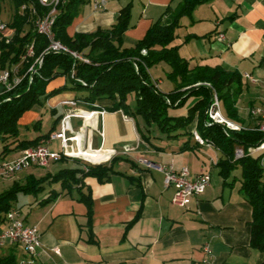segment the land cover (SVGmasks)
Segmentation results:
<instances>
[{
	"label": "crops",
	"instance_id": "obj_1",
	"mask_svg": "<svg viewBox=\"0 0 264 264\" xmlns=\"http://www.w3.org/2000/svg\"><path fill=\"white\" fill-rule=\"evenodd\" d=\"M93 1L86 0L79 7L77 16L67 27V33L73 35L110 27L115 23L119 10L130 3L131 26L122 35L123 46L129 47L145 35L168 6L174 7L181 0H109L100 10H94ZM12 13L8 1L0 2L1 21L7 24ZM2 15L5 20L1 19ZM12 34V29H5L1 36ZM220 34H223L222 39L218 38ZM186 36L191 38L185 41ZM171 44L178 46L180 56L190 66L222 65L238 71L243 85L237 100L240 121L236 123L244 127H253L257 123L258 118L250 115V109L258 107L264 110V0H210L199 4L189 16L181 18ZM162 65L167 66L164 63L155 66ZM244 73L250 78H245ZM151 80L162 92L158 88L160 82L152 77ZM67 83L64 77L63 83L56 86ZM172 84L168 93L174 89ZM77 95L79 92L73 89L62 90L47 99L44 107L63 115L69 107L62 102ZM192 100H195L193 96L187 98L188 103ZM97 103L102 107L110 105L108 100ZM123 114L131 119L124 120ZM71 122L75 127L81 124V120L76 118ZM98 128L104 135L93 133V148L117 149L119 152L113 161V169L117 173H113L108 181L101 183L92 176L85 177L83 181V190L89 188L91 194L92 241L86 226L87 207L78 200L77 192H60L46 204L39 201L47 196V188L36 196L27 194L21 197V206H24V217L21 218L26 224L37 226L40 232L37 264L261 263L262 253L250 246L251 206L235 182L223 184L216 166L220 157L218 149L197 145L192 136L183 142H173L161 135L152 140L133 115L121 109L107 110L99 117ZM188 130H196V121ZM41 134L35 132L26 139ZM52 141L56 146L54 150H59L60 141ZM187 141L186 148L181 150ZM124 146L134 149L122 153ZM15 151L9 160L20 155V149ZM87 155L92 161L104 159L100 154L98 157ZM139 157L161 165L171 163L176 171L186 167L190 177L207 171L210 184L201 195L192 198L186 209L177 207L171 202L174 188L164 186L163 173L139 163ZM65 161L72 162L69 159ZM261 163L264 167L263 161ZM34 168L39 167L27 169ZM25 170L13 177L1 178L7 182L6 189L15 180L23 181L28 174L35 177L45 175L44 172L27 173ZM56 171L48 169L46 173ZM53 186L60 191L58 184ZM14 206L18 208L16 202ZM6 225V220L0 218V231ZM204 244L209 246L210 257L203 251ZM2 249L15 253L18 261L26 256L20 244L8 243Z\"/></svg>",
	"mask_w": 264,
	"mask_h": 264
},
{
	"label": "trees",
	"instance_id": "obj_2",
	"mask_svg": "<svg viewBox=\"0 0 264 264\" xmlns=\"http://www.w3.org/2000/svg\"><path fill=\"white\" fill-rule=\"evenodd\" d=\"M8 1L13 13L7 27L13 30L10 37H0V70L10 69L19 64L21 80L9 91L0 84V156L3 158L12 150H21L36 145L40 139L46 138L55 128L62 115H57L46 133L34 138L19 137L18 119L23 112L34 105L44 106L47 99L65 89L79 92L75 96L78 102L93 103L108 100L107 110H123L127 114L142 116L147 125L155 124L168 137L180 134L192 136L188 127L196 121V131L205 140L210 141L220 152L216 163L218 174L223 184L231 185L239 181V190L251 206L250 246L262 253L264 264V167L261 155L245 154L235 157L237 148L245 152L248 147L257 146L264 140V133L245 127L230 130L223 125L213 123L205 126L208 119L206 111L215 91L221 102V111L228 119L239 122L237 100L242 90V76L236 70H229L222 65L190 66L178 52V46L172 45L176 37V29L183 16H189L199 4L210 0H181L176 6H168L163 14L147 29L145 35L133 46L125 47L122 35L130 24L131 4L119 10L116 21L110 27H99L91 32L67 33V27L77 16L79 7L86 0H61L56 6V15L52 25L54 38L62 42L68 49L76 51L87 58L82 61L64 52H44L48 45L45 35L37 32L35 21L50 10L39 0H0ZM26 26L28 28H26ZM6 38H8L6 40ZM185 37V41L190 39ZM34 54L23 57L29 45ZM145 51V54L142 51ZM42 54V64L37 73L27 72L34 59ZM168 66L167 77L174 83L170 93L159 92L151 81L149 69L157 64ZM73 72V77H70ZM69 78L71 85L66 84L47 90L48 83L56 77ZM199 83V85H194ZM203 83L210 84L209 87ZM186 89L181 90L184 87ZM86 91V92H83ZM135 93V109L130 111L128 95ZM195 98L186 114L170 113V108L181 106L188 97ZM169 101V103L167 102ZM55 113L54 110H50ZM34 129L40 128L38 119ZM189 136V137H190ZM186 143L180 147L186 148ZM197 144V143H196ZM198 145V144H197ZM114 157L110 163L90 164L79 159L72 160L73 165L59 168L54 173H46L35 177L28 174L23 181L15 180L4 191L0 192V218L14 206L19 193L38 195L46 188L47 196L39 201L46 204L55 199L60 192H77L79 201L87 207L89 239L92 241L91 214L92 201L89 188L84 191V178L95 177L99 182H106L113 173ZM67 159H62L64 161ZM85 166L87 169H84ZM238 174H235V171ZM58 184L60 191L52 186ZM0 264H19L15 253L0 254ZM32 264H37L36 260Z\"/></svg>",
	"mask_w": 264,
	"mask_h": 264
},
{
	"label": "built area",
	"instance_id": "obj_3",
	"mask_svg": "<svg viewBox=\"0 0 264 264\" xmlns=\"http://www.w3.org/2000/svg\"><path fill=\"white\" fill-rule=\"evenodd\" d=\"M61 0H39L43 6H49L50 10L44 16H40L35 21V28L38 33L43 34L48 39V45L44 52H64L69 53L73 57L82 61H87V58L78 54L76 51L68 49L62 42L54 38L52 32V25L56 15V6ZM109 0H94V10L103 9L105 4ZM7 28L6 23L0 20V36ZM219 39L223 38V34L218 36ZM145 54V51H142ZM34 54L32 44L28 46L25 56L31 57ZM42 54L37 56L33 63L28 67L27 72L32 74L37 73V68L42 64ZM245 78H250V75L244 73ZM70 77H73L71 72ZM19 75V64L12 66L10 69H4L0 71V84L5 91H9L21 80ZM209 87L210 84L203 83ZM169 103V101H167ZM67 105L68 110L61 116L58 121V129L53 130L46 138H42L34 145L20 150V155L12 160H5L0 164V176L1 177H13L16 174L24 171L31 166L47 167L51 162L61 161L62 159H79L84 162L96 165L108 162L111 158L118 154L117 149L105 150L102 147L93 148L92 135L98 133L103 137V131L98 128V119L104 115L107 110L100 106L97 102L89 106L88 103L78 102L72 98L62 102ZM208 119L205 121V126H211L213 123L223 125L230 130H240L245 128L244 126L237 124L236 122L225 117L221 111V102L215 91L212 92V100L206 111ZM250 115L257 117L258 121L253 126V129L264 133V110L258 107H252L250 109ZM76 118L81 120V124L78 127H74L71 119ZM124 120H130L131 118L126 114H123ZM193 139L198 145H206L214 147V145L203 139L196 130L192 131ZM60 141L59 150H51L49 143L52 140ZM134 148L124 146L120 152L127 153ZM264 150V140L257 146L248 147L245 152L242 148L235 150V157H241L245 154H254ZM87 152H94L105 154V158L99 162H93L88 159ZM139 163L153 167L156 170L163 173V183L165 187L172 186L174 193L171 198L173 205L186 209L191 202L192 198L201 195L207 186L210 184V175L207 171H202L197 175L190 177L189 171L186 167H182L179 171L173 168L170 163L168 165L156 164L146 161L139 157ZM84 169H87L83 166ZM18 209H12L5 215L6 228L0 231V247L8 243L20 244L26 254L25 258L19 261V264H32L38 255V249L41 246L40 232L35 225H28L20 216ZM203 251L211 256V251L208 244L203 245Z\"/></svg>",
	"mask_w": 264,
	"mask_h": 264
},
{
	"label": "rangeland",
	"instance_id": "obj_4",
	"mask_svg": "<svg viewBox=\"0 0 264 264\" xmlns=\"http://www.w3.org/2000/svg\"><path fill=\"white\" fill-rule=\"evenodd\" d=\"M2 20H5V16L2 15ZM26 28H28L26 26ZM6 29H10L9 27H7ZM10 37V36H9ZM8 38H6L7 40ZM167 66H155V67H151V69L149 70V74L152 77V79H156L158 80L160 83L158 84V88L160 89V91L164 92L165 94H167L171 87L173 86L172 82H170V80L167 77V70L168 68H166ZM64 81V77L63 76H59L56 77L55 79L51 80L48 85H47V90H52L54 88H57V86L60 84H62ZM152 83L154 84V81L151 80ZM67 85L70 86L71 82L69 80V78L67 79ZM55 86L54 88H51V86ZM57 85V86H56ZM155 85V84H154ZM199 85V83H195L194 84ZM204 85V84H203ZM156 87V86H155ZM188 88L187 86L182 88L186 89ZM157 89V88H156ZM86 92V91H83ZM194 100H192L190 103L187 102V100L179 107H174V108H170V113H174V114H186L187 109L192 105ZM127 102L129 104V109L130 111H133L135 109V93L131 92L128 95L127 98ZM41 110H40V109ZM130 114V113H129ZM131 115V114H130ZM133 118H135L138 123H139V127L142 128V130H144V132L148 135H150V138L152 140L157 139L158 136H162L163 138H167V133L161 131L155 124H151V125H147L146 122L144 123V119L142 118V116L138 115V114H132ZM57 116V114L52 113L50 111V109H48V107H44V106H40V105H34L32 108H30L29 110H26L25 112L22 113V115L19 117L18 119V127H19V137L21 138H28V136H33L36 133H45L53 124L55 117ZM40 120V128L39 129H34L33 125L37 120ZM73 122H75L73 120ZM143 123L145 124L146 127H148L149 130H146V127H144ZM75 127V126H74ZM58 129V125L56 127ZM190 135L188 134H180L177 137H169L171 140H174L173 142H175L176 140H180L181 142L184 141V139H188ZM178 138V139H177ZM183 140V141H182ZM53 142V141H52ZM51 142V146L50 149L54 150L53 147H56L54 144V142ZM1 142H0V151H1ZM205 148V147H204ZM209 149H207L208 151ZM210 151V150H209ZM16 154L15 150H12L10 152L7 153L5 159H3L0 156V164H2L5 160H9L12 156H14ZM212 155H214V153H212ZM261 155V162L263 161L264 164V150L259 151L255 154V156ZM69 164V166L73 165L72 162H66L64 161H58V162H51L49 164V167H39L38 169L34 168V169H26L25 171L28 172H33L35 171L36 173L39 172H44L46 174L47 170L49 169L50 171H55L58 170L60 167H63L64 165ZM235 174H238V171H235ZM219 175V174H218ZM3 177L0 176V191H3L6 189L7 186V182H4L5 180L2 181ZM7 178V177H4ZM237 188L239 187L240 183L238 180L235 181ZM56 186V185H55ZM54 187V186H53ZM24 195L27 194H23V193H19L17 196V205H18V210L20 211V216L23 218L24 217V206H21L22 201H21V197H24ZM21 206V207H20ZM20 208H22L23 210H20ZM6 245H4L3 247H5ZM21 248V247H20ZM0 254H7L5 249H2V247H0ZM22 260V259H21Z\"/></svg>",
	"mask_w": 264,
	"mask_h": 264
},
{
	"label": "bare ground",
	"instance_id": "obj_5",
	"mask_svg": "<svg viewBox=\"0 0 264 264\" xmlns=\"http://www.w3.org/2000/svg\"><path fill=\"white\" fill-rule=\"evenodd\" d=\"M87 153H89V154H91V155H93V156L95 155V156H97V157H98L99 154H100V153H94V152H87ZM100 155H104V158H105V156H106L105 154H100ZM89 160H91V159H89ZM91 161H92V160H91ZM101 161H102V160H101ZM93 162H99V161H93Z\"/></svg>",
	"mask_w": 264,
	"mask_h": 264
}]
</instances>
